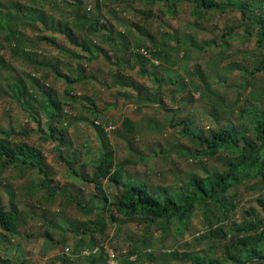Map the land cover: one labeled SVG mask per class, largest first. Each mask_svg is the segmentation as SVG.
<instances>
[{
    "label": "rangeland",
    "instance_id": "obj_1",
    "mask_svg": "<svg viewBox=\"0 0 264 264\" xmlns=\"http://www.w3.org/2000/svg\"><path fill=\"white\" fill-rule=\"evenodd\" d=\"M21 5H26L36 17L32 21L26 18L17 25L20 42L31 48L26 60H21L17 55L13 39L9 36L11 32L1 27L4 19L0 21V131L12 129L14 133L9 137L0 133V138L12 144L22 140L39 149L42 167L52 178L51 185L57 187L58 193L52 200L42 198L37 202L35 196L25 189L30 178L38 182L37 172L29 171V176L24 174L21 178L13 173V168L0 173V204L7 205L9 198L13 197L17 200L18 208L33 213L25 216L24 220L17 219V233L12 239L0 236V257L16 259L17 264H62V259L65 264H81V258L71 252L74 238L79 234L70 231L71 226L65 219L76 223L93 219L97 211L94 207H100L94 198L90 204L86 203L95 191L90 182L81 179V175L90 176L93 167L81 162L94 160L98 148L104 145L112 149L115 162L129 160L123 166L124 176H136L153 188L164 182L179 185V179L190 170L204 175L205 169H209L216 160L201 157L204 163H195L198 156L193 159L181 152L185 149L192 151L195 146L187 133L183 132L184 124L180 121L184 119L189 122L188 127L192 132L206 135L215 127L214 109L217 110L216 116H219L218 124H221V120L236 123L239 120L238 110L244 101L259 104L248 94V82L242 78V72L232 66L242 64L250 68L262 51L256 48L254 38L248 37L238 25L237 12L206 14V19L194 25L189 13L191 6L187 1L167 9L163 4L143 8L137 4L110 0H0V17L8 9L14 12L16 9L26 10ZM89 7L92 12L86 11ZM92 13L102 15L100 25L110 23L111 30L99 26L92 37L83 26L84 22L76 17L85 14L89 18ZM139 28L145 29L147 34ZM122 29H126L125 38L117 32ZM225 29H231L233 33L225 37L226 43L222 45L221 34ZM105 33H109L112 42L118 46L123 44L128 64L114 63L108 48L104 47L101 51L92 49V40L99 47L102 46L99 38ZM151 38L159 45L163 55L157 59L147 58L143 67L145 72L142 73V66L135 62L136 58L129 52L145 51L146 56L150 57L148 50L156 47ZM189 38L193 45L188 42ZM213 39L216 43L212 42ZM177 41L182 42L180 47L186 50L184 55L181 48H177ZM90 49L93 55L88 51ZM89 55H92L90 60L86 59ZM27 60H35L38 64L27 63ZM131 64L133 67L129 66ZM56 71L69 73L73 78L78 77L77 72L83 71L86 78L66 84L56 76ZM154 75L172 78L174 84L165 83L157 88ZM116 76L119 79L117 82ZM248 80L257 90L264 86V75L261 73L248 77ZM121 81L128 84L121 85ZM205 84L213 95L198 92V87ZM23 87L26 93L20 96L21 101H16L15 95ZM41 89L58 99L63 111L71 113V117L64 114L60 117L68 139L62 148H57L60 154L56 150V142L42 139L47 128L44 114L37 103L43 100ZM34 95L36 98H33ZM92 110L99 116L97 121L105 124L106 135L91 126L90 119L95 114L90 113ZM33 115L40 119V123L33 120ZM124 117L135 123V133L131 132L135 135L134 140L121 128ZM152 123L161 124L162 130L151 131ZM23 129L32 132L26 137L16 134ZM172 144H176L175 150H169ZM68 147L78 153L75 163L80 174L71 173L65 163L71 159V149ZM7 176L9 179L5 180ZM101 185L109 195L118 193L117 187L106 180H102ZM243 188L241 185L240 192L244 191ZM248 192L244 193L242 205L230 212L231 219L226 221L224 227L226 231L232 228V220L238 222L243 217L253 219L255 210L250 206L256 204L254 200L259 193L256 190ZM64 193L84 201L87 206L92 205L91 211L87 213L81 210L72 201L65 203L66 198L61 195ZM118 222L109 223L102 234L103 245L110 256L109 264H117L115 258L120 256L117 251L124 253L130 241L147 235L151 236L150 243L154 244L149 245L146 251L154 255H157V251L174 248L178 251H198L210 258L220 257L221 249L213 244L214 240L208 246L204 238L199 239L207 227L197 210L182 222L178 234H173V224L169 227V233L162 235L155 226L149 227L145 233L144 223L138 219ZM45 229L50 231V239L43 236ZM62 235L67 238L63 246L58 242ZM111 242L117 250L109 245ZM110 249H113L111 254Z\"/></svg>",
    "mask_w": 264,
    "mask_h": 264
},
{
    "label": "trees",
    "instance_id": "obj_2",
    "mask_svg": "<svg viewBox=\"0 0 264 264\" xmlns=\"http://www.w3.org/2000/svg\"><path fill=\"white\" fill-rule=\"evenodd\" d=\"M63 1V0H62ZM79 2V0H77ZM111 2L137 4L143 8H151L154 4H163L167 9L173 8L176 3L187 1L189 3V13L194 20V25H198L201 20L206 19L205 15L213 12L224 14L228 11H235L238 13V25L244 30L248 37H253L256 48H260L261 54L254 59L250 68L244 67L242 64L233 65L240 72L242 78L248 82V94L259 101V104H253L249 101H244L238 110L239 120L236 123L231 121L221 120L218 124L217 110L214 109L213 115L215 120V127L211 129L206 135L200 132H192L187 122L181 119L180 123L184 124L183 132L194 142L195 148L192 151L185 149L181 151L185 155H189L195 159L199 157L195 163H204L202 158H215L216 163L212 164L209 169H205L204 175H198L194 170H190L183 174L182 179H179V185H171L163 183L153 188L147 181L139 180L136 176H124L123 166L129 160L123 159L119 162L114 161L113 151L104 145L98 148L97 157L90 161H82L81 163L92 165V173L90 176L81 175L83 181L90 182L93 185L95 193L90 195L86 203L90 204L94 198L100 203V207H94L97 211L93 219H83L79 222L65 219L71 226L70 231L78 235L74 238L71 245V252L76 254L80 259L81 264H109L110 259L105 246L103 245V236L109 223L118 222L122 220L138 219L144 223L143 230L147 233V229L155 226L160 229L162 235L169 233V227L174 225L173 234H178L179 226L182 222L188 219V216L197 210L202 214V219L207 227V231L200 235L204 238L210 246L213 244L220 247V257H208L205 253L198 251H178L172 248L170 251L156 252L154 255L147 252L146 249L154 243H150L151 236H143L135 241H130L126 251L116 256L117 264H264V100L263 92L264 86L260 90L254 88L252 81L248 77L255 76L257 73L264 75V0H110ZM26 10L8 9L0 17V21H4L1 27L8 30L10 37L13 39V48L21 60H26L31 48L24 46L18 38V23L29 20H34L36 17L28 10L26 5H21ZM96 9L99 7L95 6ZM77 8V7H76ZM85 10V9H84ZM140 10V9H139ZM162 12L160 8L157 9ZM87 12H92L89 8ZM146 13H149L147 11ZM100 15V14H99ZM98 13L76 16L84 23L83 26L93 35L100 28H112L110 23L101 24ZM11 26L13 30L10 31ZM117 31L120 36H125V31ZM145 35L147 32L143 28H139ZM233 33L231 29L223 30L221 34L222 45L226 43L225 37ZM8 36V37H9ZM97 36V35H95ZM45 36L41 37L44 38ZM150 38V35L148 34ZM125 38V37H124ZM39 39V38H37ZM100 41L102 46L99 47L93 41L92 49L101 51L104 47L108 48L112 54L114 63H127V56L124 55L123 44L118 46L112 42V37L109 33L101 34ZM193 45L192 39H187ZM155 44V48L148 50L146 56L145 51L139 53L137 50H132L129 54L136 58L139 66H142L141 72L144 73V63L147 58H160L163 55L159 45L151 38ZM212 42L216 43L215 39ZM138 43H136V46ZM109 46V47H108ZM177 48H181L182 55L186 53L182 47V42L177 41ZM92 49L88 50L92 55ZM147 51V50H146ZM258 51V52H259ZM145 54V55H144ZM23 55V57H22ZM92 55L86 59L90 60ZM107 56V55H105ZM126 56V57H125ZM38 64L35 60H27V63ZM49 67L48 65H45ZM133 67V65H129ZM66 84H72L80 79H84L83 71L77 72L76 78H73L69 73H58ZM155 76L157 88L162 84H174L172 78L166 79L164 77ZM168 78V77H167ZM119 79L116 76V82ZM128 84L122 82L121 85ZM69 88V87H67ZM145 88V87H144ZM139 89V87H137ZM29 92V91H28ZM43 100H38L39 110L42 111L45 117L46 131L42 139L56 142V150L60 154L62 148L67 142L65 128L61 125V115L71 117L70 111H63L58 99L50 97L46 91L40 90ZM198 92L201 94H212L208 85H201L198 87ZM26 93V88L15 95L16 101H21V97ZM213 95V94H212ZM193 98V95H191ZM206 97V95H205ZM215 97V95H214ZM213 97V98H214ZM33 98H36L34 95ZM20 103V102H19ZM26 104V103H25ZM214 106H212L213 109ZM66 113V114H65ZM95 113L94 110L90 112ZM90 119L91 126L99 133L106 135L107 130L104 128V123H99L97 113L93 114ZM33 120L38 122L40 119L32 116ZM37 123V122H36ZM40 123V122H39ZM60 123V124H59ZM170 123L171 120H170ZM134 122L128 117H124L121 122V128L125 133H129L133 138L135 135ZM151 131H161L162 125H153L149 128ZM32 130H19L16 134L27 136ZM184 132V133H185ZM4 136L9 137L14 134L12 129L8 131H0ZM128 140V139H126ZM175 145L172 144L169 150H175ZM59 148V149H57ZM71 153V159L66 160L60 155V158L66 160L69 166V171L74 174H80L76 169V159L78 153L75 149L68 147ZM136 153V152H135ZM42 156L40 150L29 146L26 142L19 140L14 144L0 138V173L5 172L8 168H13L19 178L24 174L29 176V171H35L39 174L38 182H34L31 178L26 185V191L31 192L30 195L35 196V200L45 198L52 200L58 193L56 186L51 185L52 178L47 171L42 167ZM76 164V165H75ZM12 173V172H11ZM9 179V177H4ZM102 180H106L110 185L116 186L118 193L109 195L102 187ZM252 182V183H250ZM2 182L0 181V184ZM10 186V184H8ZM241 185L244 186V191L240 192ZM248 190L258 191L257 199L252 207L255 210L253 219L241 218L238 222L232 220V228L225 230V223L230 220V212L235 210L239 205H242L244 200V193H249ZM66 194V195H65ZM65 196V203L75 202V206L81 210H86L89 213L92 205H86L82 200H78L70 194H61ZM78 200V201H77ZM7 205L0 204V236L4 239H12L17 233L18 222L17 219L24 220L33 213L29 210L18 208L17 200L10 197ZM259 207V208H257ZM251 210V209H249ZM65 220L63 222H65ZM47 225L51 226L49 222ZM120 230V227H117ZM43 236L50 239V231L45 229ZM130 236L128 239H130ZM59 244L64 245L67 242L65 236H61ZM114 249H118L114 244L109 243ZM161 247V244L159 245ZM113 250V249H112ZM86 251V253H83ZM133 256L132 259L129 257ZM62 264H65L62 259ZM0 264H17L16 259L0 257Z\"/></svg>",
    "mask_w": 264,
    "mask_h": 264
},
{
    "label": "built area",
    "instance_id": "obj_3",
    "mask_svg": "<svg viewBox=\"0 0 264 264\" xmlns=\"http://www.w3.org/2000/svg\"><path fill=\"white\" fill-rule=\"evenodd\" d=\"M83 253H86V251H84ZM112 253V250L110 249V254ZM110 257V256H109Z\"/></svg>",
    "mask_w": 264,
    "mask_h": 264
}]
</instances>
